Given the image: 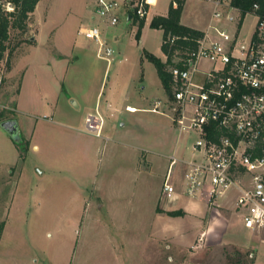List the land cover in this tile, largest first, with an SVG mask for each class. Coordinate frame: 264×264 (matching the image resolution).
Here are the masks:
<instances>
[{"label":"rangeland","instance_id":"374dc122","mask_svg":"<svg viewBox=\"0 0 264 264\" xmlns=\"http://www.w3.org/2000/svg\"><path fill=\"white\" fill-rule=\"evenodd\" d=\"M149 1L143 25L121 14L110 26L92 18L96 0H40L28 30H11L0 61L5 76L0 101L9 107L0 111V119H17L20 138L13 139L0 125V258L131 264L122 253L119 229L144 219L158 202L168 155H194L195 134L179 138L171 112L151 110L154 100L170 96L147 57L152 53L165 60L163 29L151 22L167 14L172 0ZM3 7L13 10L6 1ZM212 11L206 0H187L183 19L205 28ZM93 23L107 31L114 49L110 61L98 57V45L79 31ZM256 23V16L248 14L241 37ZM100 89L102 110L108 102L118 108L104 113L110 141L85 129L71 98L85 100ZM130 104L145 110L130 113ZM116 128L119 135L110 132ZM131 142L154 165L145 162L132 171L131 148L125 145ZM180 168L174 167V177ZM233 194L220 198L225 205L218 208L169 213L171 232L147 243L139 264H264V229L244 225L227 199Z\"/></svg>","mask_w":264,"mask_h":264},{"label":"built area","instance_id":"2783aa9c","mask_svg":"<svg viewBox=\"0 0 264 264\" xmlns=\"http://www.w3.org/2000/svg\"><path fill=\"white\" fill-rule=\"evenodd\" d=\"M213 5L209 22L192 47L178 48L168 69L172 95L156 99L151 110L168 109L179 133L195 134L190 159L169 156L162 195L186 196L207 207L225 204L227 197L240 211L244 225L264 229V13L243 15L232 0H206ZM177 6V2H174ZM149 0H96L93 18L115 26L121 14L127 21L149 15ZM257 18L254 29L241 37L245 17ZM80 33L98 45L97 56L110 61L114 49L99 23L82 26ZM174 43L176 36H170ZM168 57L165 55V60ZM208 63V65H206ZM5 76L0 70V95ZM0 101V111L8 109ZM127 110L136 111L127 106ZM105 119L99 111L85 118V129L102 136ZM185 168L183 188L174 181V167Z\"/></svg>","mask_w":264,"mask_h":264},{"label":"crops","instance_id":"0c3cea01","mask_svg":"<svg viewBox=\"0 0 264 264\" xmlns=\"http://www.w3.org/2000/svg\"><path fill=\"white\" fill-rule=\"evenodd\" d=\"M186 4H187V0L184 5L181 22L185 25H188L194 28H198L201 30L205 29L206 27L205 28L199 27L193 23L184 22L183 16H184ZM106 32L107 31L103 32V36L104 38L107 39ZM101 93L102 92L100 89L95 95H91V96L87 95L85 98H83L85 100L80 99V97L76 95H71L72 96L71 98H73L72 102L77 106V111H80V114H81L80 117L82 118L83 121H85L86 116L91 112L99 111L104 117L105 112L118 110L117 107L114 108L113 105L110 102H108L104 108L105 109V112H104L102 110ZM127 106H132L136 108V111L128 110V112L130 113H136V112L145 110V109L139 108L132 104L127 105ZM122 125L124 126V123ZM110 132L115 135H119L121 133V130H119V128H116V129L110 130ZM180 136L181 134L179 133V138ZM97 137L105 138L106 141L107 140L110 141V139L107 138L108 136L104 135V129H103L102 136H97ZM128 144H125V145L131 148L132 164L130 168L132 171L133 170L139 171V168L142 165H144L145 162H148L150 167L154 165V160H151V159L149 160L147 154L144 153V151L141 149V147L137 143L131 142ZM169 156L170 155L167 156L168 159H169ZM168 169H169V166L166 172L164 173L163 180H162V186H163L165 176L168 172ZM179 170L180 171L177 174V176L179 177L177 178V176H175L174 181L176 183V187L179 190H182L185 168L182 167ZM10 173H12V171ZM41 173H43V171H41ZM162 186L160 189V196H159L158 202L154 203L151 207H149L145 218L142 220L138 219L132 222L131 224H124L126 226L119 229L121 231L120 241H121V249L123 250L122 253L126 254L125 256L129 258L127 259L128 263L139 264L138 258H140L143 254H145V249L150 241L152 243H156V239H165V237L169 235V233L171 232V224H172L171 217L169 216L170 215L169 213L171 211L183 210V212L186 211V212L197 214L204 208H207V205L205 202L192 200V199L187 198L186 196H181V197L173 196L172 198L164 197L162 195ZM99 201H102L101 197H99ZM130 259L131 260L136 259V261L132 260L130 262L129 261ZM0 264H39V261L38 259H35L33 260V262H29V261L25 262L21 260V258H17L15 255L14 256L7 255L4 259L0 258Z\"/></svg>","mask_w":264,"mask_h":264},{"label":"trees","instance_id":"16d2710c","mask_svg":"<svg viewBox=\"0 0 264 264\" xmlns=\"http://www.w3.org/2000/svg\"><path fill=\"white\" fill-rule=\"evenodd\" d=\"M13 4V10H6L3 7L4 2ZM40 0H0V61L5 57L9 49L8 41L11 38V30H19L24 33L28 30L31 15L34 13ZM177 6H174V2ZM186 0H172L166 15H156L151 22L153 27L161 28L164 32L162 50L167 55L168 60L147 53L150 61L155 63L158 73L163 81L167 92L172 95L171 80L172 76L168 69L172 62L174 52L178 48L192 47L196 39L202 34V30L185 25L181 22V17ZM232 3L241 9L243 15L253 10V5L257 3L260 13H264V0H232ZM145 19L139 20L140 26ZM170 36H176L174 43L169 40ZM13 117L1 118V120L12 119ZM170 213H175L171 211ZM177 213V212H176Z\"/></svg>","mask_w":264,"mask_h":264},{"label":"water","instance_id":"95a60500","mask_svg":"<svg viewBox=\"0 0 264 264\" xmlns=\"http://www.w3.org/2000/svg\"><path fill=\"white\" fill-rule=\"evenodd\" d=\"M1 127L15 140L20 138V127L16 119H6L1 122Z\"/></svg>","mask_w":264,"mask_h":264}]
</instances>
